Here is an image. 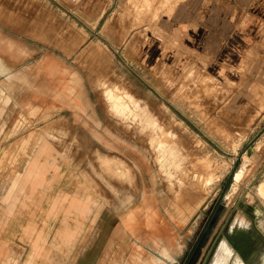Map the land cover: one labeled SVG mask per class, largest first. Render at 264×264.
<instances>
[{
	"label": "rangeland",
	"instance_id": "obj_1",
	"mask_svg": "<svg viewBox=\"0 0 264 264\" xmlns=\"http://www.w3.org/2000/svg\"><path fill=\"white\" fill-rule=\"evenodd\" d=\"M101 3L0 0V217L15 219L0 226L1 239L18 243L17 223H39L49 240L71 234L58 246L59 264H133L139 246L144 259L155 257L157 234L166 245L174 239L170 251L183 264L202 236L192 255L201 264L228 219L218 243L246 231L231 230L241 218L264 247L254 221L264 218L262 175L251 186L264 163L220 129L230 111L242 120L244 88L229 109L212 81L189 83L195 67L137 74L117 54L124 35L101 32ZM146 9L136 5L138 14ZM120 13L113 3L111 21ZM71 204L84 210L75 217ZM130 210L136 217L125 229ZM17 248L13 264H43L20 259Z\"/></svg>",
	"mask_w": 264,
	"mask_h": 264
},
{
	"label": "crops",
	"instance_id": "obj_2",
	"mask_svg": "<svg viewBox=\"0 0 264 264\" xmlns=\"http://www.w3.org/2000/svg\"><path fill=\"white\" fill-rule=\"evenodd\" d=\"M144 2L148 9L139 15L136 5L141 7ZM113 3L121 12V22L111 21ZM101 5V32L113 28L112 32L124 35L117 54L137 74L152 78L164 66L180 70L195 67L200 74L187 76L189 83L212 81L219 94L228 99L225 102L229 109L244 88L247 108L242 120L237 123V110L230 111L235 113L233 120L227 128L220 129L233 131L235 138H240L235 139L237 143L251 145L250 159L258 154L264 163V100L263 107H259V100L264 99V0H102ZM220 85L228 90H221ZM261 170L263 179L264 164ZM261 219L254 221L258 220V224ZM14 220L0 217V226L13 225ZM17 225H21L22 238L18 243L16 236L11 235L14 240L0 236V264H13L19 253L17 247L23 250L20 259L26 256L28 261L60 263V241L56 237L46 238L44 224L38 223L36 229L28 224ZM248 228L240 227L246 231L235 233L234 239L224 238L233 249L229 264H236L237 259L243 264H257L256 259L264 256V247L256 245L257 239L247 232ZM261 236L264 242V232Z\"/></svg>",
	"mask_w": 264,
	"mask_h": 264
},
{
	"label": "bare ground",
	"instance_id": "obj_3",
	"mask_svg": "<svg viewBox=\"0 0 264 264\" xmlns=\"http://www.w3.org/2000/svg\"><path fill=\"white\" fill-rule=\"evenodd\" d=\"M109 96L111 97V99H113V97H112V94L110 93L109 94ZM117 97V96H116ZM122 102V101H121ZM32 140V139H31ZM44 151H45V149H41V150H39V152H38V155L39 156H41V154H44ZM250 152V150L249 151H247V153L246 154H248ZM35 160V159H34ZM35 162H37V160H35ZM33 163V165L31 166L33 169L36 167V163ZM38 163V162H37ZM63 169V168H62ZM237 172V171H236ZM236 172H235V174H236ZM60 173V172H59ZM59 173H58V175L57 176H59ZM62 175V174H61ZM239 177H240V175H238L237 176V178H236V180L238 181V179H239ZM234 180H235V178H234ZM82 185V184H81ZM255 186V185H254ZM253 186V187H254ZM259 188H261V189H256V190H259V192H260V194L264 197V187L263 186H260ZM250 191V190H249ZM248 191V192H249ZM87 192V191H86ZM247 192V193H248ZM75 193H76V191H75ZM169 193V192H168ZM246 193V194H247ZM259 195V194H258ZM261 197V196H260ZM86 198V197H85ZM248 198V197H247ZM68 201V200H67ZM85 201V200H84ZM73 203V202H72ZM250 203H251V201H250ZM252 204V203H251ZM74 210L76 213V216L75 217H77L78 215H79V213L81 212V211H83L84 210V207H81V206H78L77 204H71V210ZM258 210V209H257ZM256 212V211H255ZM258 212V211H257ZM256 212V213H257ZM160 213V212H159ZM257 215V214H256ZM176 216V215H175ZM258 216V215H257ZM135 213L133 212V211H131L130 210V212L126 215V217H125V220H123V225L125 226H127V225H129V224H131L133 221H134V219H135ZM120 218V217H119ZM259 218V217H258ZM236 224H239V226L241 227V228H246V223H244L243 221H242V219L241 218H238L234 223H233V225L232 226H235ZM123 226V227H124ZM258 226H259V228L264 232V218H262L261 220H259V222H258ZM125 228V227H124ZM123 228V229H124ZM127 229H128V227H127ZM162 230V229H161ZM60 232H62V231H60ZM58 233L59 234V236L61 237L62 236V238L61 239H59V241L60 242H62V239H63V241H67V239L70 237V233ZM60 242H58V244L59 245H61V243ZM218 247V246H217ZM139 250L135 253V254H133L131 257L133 258V264H148V262L143 258V255H142V252H140L141 251V249L140 248H138ZM163 249V248H162ZM233 250V249H232ZM232 250H231V248H230V246H229V244H228V242L226 241V239H223V241H222V243L219 245V248H218V250L216 251V254H215V256L213 257V260H212V262H211V264H229V260H230V258H231V256H232ZM136 251V250H135ZM160 254V253H159ZM163 254H164V252H163ZM126 255V254H125ZM128 258V257H127ZM164 258V257H163ZM104 260V259H103ZM102 260V261H103ZM164 261V260H163ZM257 263L258 264H264V256H261L260 258H258L257 260ZM113 262V261H112ZM242 262V261H241ZM240 262V260L239 259H237V263L236 264H243V263H241ZM108 263V262H107ZM116 264V263H115ZM125 264H127V262L125 263Z\"/></svg>",
	"mask_w": 264,
	"mask_h": 264
},
{
	"label": "flooded vegetation",
	"instance_id": "obj_4",
	"mask_svg": "<svg viewBox=\"0 0 264 264\" xmlns=\"http://www.w3.org/2000/svg\"><path fill=\"white\" fill-rule=\"evenodd\" d=\"M1 67L2 66L0 65V69H1ZM1 72L2 73L5 72L3 68L1 69ZM150 220H151L150 218L147 220L148 224H151ZM131 224H133V222ZM152 240H153V243H151L152 248L154 247V249L157 250V254L155 255V257H151L149 259L145 258V260L148 262V264H174L175 258L172 254L173 252L170 251V247H172L174 244V242H173L174 239L173 238L170 239L168 241V244L166 245L164 243H161V241H163V240H162V237L160 235L154 234V236L152 237ZM139 248L141 249L140 246H139ZM141 251H142V249H141ZM163 252H164V254H163ZM258 258H260V257H258ZM193 262H194L193 257L189 255V257H187V259L183 262V264H193Z\"/></svg>",
	"mask_w": 264,
	"mask_h": 264
},
{
	"label": "water",
	"instance_id": "obj_5",
	"mask_svg": "<svg viewBox=\"0 0 264 264\" xmlns=\"http://www.w3.org/2000/svg\"><path fill=\"white\" fill-rule=\"evenodd\" d=\"M236 170H237V166H236V168H235V172H236ZM235 172H234V173L230 176V178L228 179V182L226 183L225 188H224L225 191H228V190L231 188L232 183H234ZM260 177H261V175H259L258 177H256L255 180H254V182L251 184V186H253V185L255 184V182H256ZM248 191H249V188H248V189L242 194L241 200H243V199L245 198L246 193H247ZM222 202H223V204H224V203H225V200H222ZM220 210H222V208L219 209V211H220ZM218 216H219V213L217 212V213L215 214V217L213 218V220L216 221V219L218 218ZM228 222H229V219L226 221L225 225L222 227L221 231L219 232L218 237L216 238V240L214 241V243H213L212 246L210 247V249H209V251H208V253H207L205 259L202 261L201 264H207V263H208V261H209L211 255H212V253L214 252L215 249H217L216 247H217V244H218L219 238L222 236V233H223L224 229L226 228V225H227ZM201 238H202V236L199 237V240H198L197 243L194 245V247H193V249H192V251H191V253H190V256L193 255V253H194V251H195L197 245L199 244ZM215 251H216V250H215ZM193 263H194V262H193ZM174 264H176V263H174Z\"/></svg>",
	"mask_w": 264,
	"mask_h": 264
}]
</instances>
